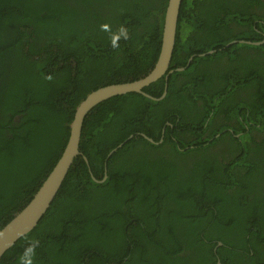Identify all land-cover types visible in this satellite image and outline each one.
I'll return each instance as SVG.
<instances>
[{"label": "trees", "instance_id": "1", "mask_svg": "<svg viewBox=\"0 0 264 264\" xmlns=\"http://www.w3.org/2000/svg\"><path fill=\"white\" fill-rule=\"evenodd\" d=\"M166 6L0 0V230L60 158L80 102L153 69ZM263 39L264 0H182L164 99L130 93L86 116L81 156L0 264L33 241V264H264V44L229 45Z\"/></svg>", "mask_w": 264, "mask_h": 264}, {"label": "water", "instance_id": "2", "mask_svg": "<svg viewBox=\"0 0 264 264\" xmlns=\"http://www.w3.org/2000/svg\"><path fill=\"white\" fill-rule=\"evenodd\" d=\"M182 0H167V6L165 9L164 22H163V31L161 39V47L157 61L153 69L141 79L131 81L128 83L121 84H112L108 86L101 87L95 91L89 93L83 101L76 107L72 122L69 126V137L66 143V146L54 165L51 172L47 175L45 180L42 182L32 199L27 203V205L19 211L1 230H0V260L3 255L22 237L32 231L47 210L50 208L53 203L56 195L58 194L72 164L74 159L78 156H81L79 151V144L81 138V132L84 120L86 116L99 104L117 97L130 93L140 94L148 99L160 101L164 99L167 93L168 88V78L169 75L173 72L169 70L171 58L173 55V50L175 46L176 34H177V25L178 17ZM235 43H245L252 46H260L264 44V40L257 43L252 42H231L229 45ZM213 51H209L204 54L198 55L199 57H205L212 54ZM195 56H192L184 68H178L175 71L181 72L184 71L194 59ZM161 78L165 79L164 89L160 98H153L143 92L144 88L149 85L157 82ZM152 144L155 143L153 140L145 137ZM119 144L116 149L112 150L108 157H110L117 149L121 148L129 139ZM85 162L87 160L84 158ZM106 168V165L105 167ZM104 177L101 181L103 182L106 179V169H104ZM220 245V244H218ZM216 264H221L219 261Z\"/></svg>", "mask_w": 264, "mask_h": 264}, {"label": "clouds", "instance_id": "3", "mask_svg": "<svg viewBox=\"0 0 264 264\" xmlns=\"http://www.w3.org/2000/svg\"><path fill=\"white\" fill-rule=\"evenodd\" d=\"M102 27L107 28V25H104ZM119 36H124L125 38H127V32L124 28H121L119 34L113 37V46H116L115 41L119 39ZM37 244V241H33L27 248H25L23 254L20 256V264H33V255Z\"/></svg>", "mask_w": 264, "mask_h": 264}, {"label": "flooded vegetation", "instance_id": "4", "mask_svg": "<svg viewBox=\"0 0 264 264\" xmlns=\"http://www.w3.org/2000/svg\"><path fill=\"white\" fill-rule=\"evenodd\" d=\"M264 40V39H263Z\"/></svg>", "mask_w": 264, "mask_h": 264}]
</instances>
